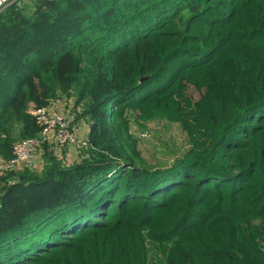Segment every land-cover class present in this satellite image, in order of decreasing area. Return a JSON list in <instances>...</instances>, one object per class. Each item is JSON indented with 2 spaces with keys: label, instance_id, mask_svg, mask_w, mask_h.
Listing matches in <instances>:
<instances>
[{
  "label": "trees",
  "instance_id": "1",
  "mask_svg": "<svg viewBox=\"0 0 264 264\" xmlns=\"http://www.w3.org/2000/svg\"><path fill=\"white\" fill-rule=\"evenodd\" d=\"M53 103L73 161L30 111ZM160 120L184 138L145 152L133 122ZM27 138L38 166L0 173V264H264V0L12 2L0 159Z\"/></svg>",
  "mask_w": 264,
  "mask_h": 264
},
{
  "label": "built area",
  "instance_id": "2",
  "mask_svg": "<svg viewBox=\"0 0 264 264\" xmlns=\"http://www.w3.org/2000/svg\"><path fill=\"white\" fill-rule=\"evenodd\" d=\"M16 0H0V11ZM57 104V103H56ZM31 113L42 127V135L59 144H74L78 138L72 133L66 115L49 107L32 108ZM38 144L33 138L21 139L14 144L13 155L8 159H0V173L23 167L38 166ZM37 165V166H36Z\"/></svg>",
  "mask_w": 264,
  "mask_h": 264
},
{
  "label": "rangeland",
  "instance_id": "3",
  "mask_svg": "<svg viewBox=\"0 0 264 264\" xmlns=\"http://www.w3.org/2000/svg\"><path fill=\"white\" fill-rule=\"evenodd\" d=\"M189 93L195 97L199 96V92L194 87L189 88ZM53 104V108H56L54 106L57 104ZM147 127L148 128L142 127L135 122H133L132 126V129L136 134V137L139 139L140 145L142 146L143 150H145V152L148 151L152 152L153 154L159 153V155L163 154L164 151L168 152V146H172V143L175 142V139L181 140L184 138L181 128L177 124L170 123L166 120L151 121L148 123ZM74 145L76 144H69L67 148L73 147ZM67 148L65 149L66 151L68 150Z\"/></svg>",
  "mask_w": 264,
  "mask_h": 264
},
{
  "label": "crops",
  "instance_id": "4",
  "mask_svg": "<svg viewBox=\"0 0 264 264\" xmlns=\"http://www.w3.org/2000/svg\"><path fill=\"white\" fill-rule=\"evenodd\" d=\"M54 107H56V108H54V109H57V110H60L61 109V107H60V103H57V105H55ZM68 150L65 152V156L67 155L68 156V158L70 159V160H72L73 161V159L72 158H74V156L76 155V148L75 147H70V148H67Z\"/></svg>",
  "mask_w": 264,
  "mask_h": 264
}]
</instances>
